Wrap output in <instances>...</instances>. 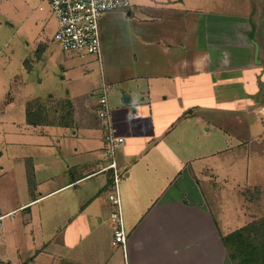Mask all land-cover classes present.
I'll list each match as a JSON object with an SVG mask.
<instances>
[{
	"label": "crops",
	"instance_id": "obj_1",
	"mask_svg": "<svg viewBox=\"0 0 264 264\" xmlns=\"http://www.w3.org/2000/svg\"><path fill=\"white\" fill-rule=\"evenodd\" d=\"M130 2L101 20L100 78L87 55L58 56L39 33L26 43L15 83L29 92L0 154V264H234L225 239L264 222V0ZM104 84L125 139L126 253L113 244ZM195 126L219 135L204 142Z\"/></svg>",
	"mask_w": 264,
	"mask_h": 264
},
{
	"label": "built area",
	"instance_id": "obj_2",
	"mask_svg": "<svg viewBox=\"0 0 264 264\" xmlns=\"http://www.w3.org/2000/svg\"><path fill=\"white\" fill-rule=\"evenodd\" d=\"M58 22L55 41L65 52L103 59V43L101 20L110 13L128 11L130 0H44ZM98 97V118L105 126V153L109 159L105 171H111L112 186L109 199L113 206L111 214L114 229V246L121 247L127 252L129 235L125 228L122 203L120 198V182L126 170L119 167L116 155L125 139L116 135L112 125V109L108 99L106 84L96 93ZM0 218V222H1Z\"/></svg>",
	"mask_w": 264,
	"mask_h": 264
},
{
	"label": "rangeland",
	"instance_id": "obj_3",
	"mask_svg": "<svg viewBox=\"0 0 264 264\" xmlns=\"http://www.w3.org/2000/svg\"><path fill=\"white\" fill-rule=\"evenodd\" d=\"M41 2V0H0V154L8 147L5 146V143L10 140L8 121L13 116L15 118L19 117L21 105L20 100L25 98L29 92L26 84L24 87H21L20 82L17 84L15 83L16 77L21 78L25 83L27 81L25 79L27 76L23 72V67L25 68V65L22 61L24 55L28 51L26 43L31 42L33 40L32 38L39 33L41 38L51 40L50 43L54 46V49L57 50L58 56L65 52L55 41L58 22L53 16L49 5H46L45 3L42 4ZM202 5L205 7L208 6L206 2H202ZM39 6L43 7L44 11L42 15H40L39 18H37V15H34V17L31 18L32 11ZM38 12H36V14ZM125 12L127 11L118 13ZM35 20L39 22L38 28H35ZM20 27L23 29L24 35L21 34L17 36L16 31ZM31 30H34L33 34H30ZM41 30H43V34L41 33ZM87 56L86 59L94 63V76L100 78L102 74L101 68L104 61L100 62L94 56ZM31 64L32 62L30 61L29 66H26L30 67ZM41 77L42 69L36 67L33 75L28 78L36 81L37 78ZM127 98L128 97L123 98V101H126ZM11 99L14 102L12 107L8 109ZM55 117L58 119L57 116H51V118ZM196 129L200 130V126L198 128L195 126L194 130ZM200 131L202 132V137L199 139L204 142H209V140H213L219 135L212 130L209 136H205V130L202 129ZM256 225L259 227L260 232H264V222H257Z\"/></svg>",
	"mask_w": 264,
	"mask_h": 264
},
{
	"label": "trees",
	"instance_id": "obj_4",
	"mask_svg": "<svg viewBox=\"0 0 264 264\" xmlns=\"http://www.w3.org/2000/svg\"><path fill=\"white\" fill-rule=\"evenodd\" d=\"M225 244L234 264H264V232L257 225L226 238Z\"/></svg>",
	"mask_w": 264,
	"mask_h": 264
}]
</instances>
